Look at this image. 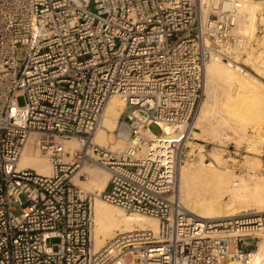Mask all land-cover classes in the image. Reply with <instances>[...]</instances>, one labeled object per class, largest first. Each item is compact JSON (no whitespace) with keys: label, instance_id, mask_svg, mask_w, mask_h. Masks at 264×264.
Returning a JSON list of instances; mask_svg holds the SVG:
<instances>
[{"label":"built area","instance_id":"obj_1","mask_svg":"<svg viewBox=\"0 0 264 264\" xmlns=\"http://www.w3.org/2000/svg\"><path fill=\"white\" fill-rule=\"evenodd\" d=\"M247 2L0 0V264H264V215L249 234H196L177 181L182 165L210 158L194 126L207 63L264 79V5L250 14ZM113 96L124 102L119 151L93 142ZM29 140L50 174L18 165ZM91 166L108 173L99 193L74 181ZM96 196L156 218L157 231L95 249Z\"/></svg>","mask_w":264,"mask_h":264},{"label":"bare ground","instance_id":"obj_2","mask_svg":"<svg viewBox=\"0 0 264 264\" xmlns=\"http://www.w3.org/2000/svg\"><path fill=\"white\" fill-rule=\"evenodd\" d=\"M245 8L253 14L261 11L263 5L259 7L254 0H248ZM251 33H254V26L251 27ZM256 70L264 76V69ZM204 89L206 97L200 104L194 126L201 128L205 122L212 120L210 130L213 134L221 136L219 131L228 128L234 134L232 138L238 137L240 142L246 139L247 129L252 128L264 143V83L257 76L244 72L238 65L215 59L205 66ZM218 89L220 96L215 93ZM123 107L124 102L118 96L108 100L101 125L93 137L95 144L114 151L121 150L123 141L114 137L113 132L118 129L117 118ZM125 129L120 127L119 131L124 132ZM238 131L242 137L237 134ZM195 135L199 137L198 132ZM76 146L77 141L74 139L65 144L69 150ZM220 151H212L215 163L200 160L195 165L187 163L179 168L177 180L180 199L187 213L194 218L196 234L204 230L217 232L221 227L249 234L258 225V216L264 215V178L249 181L224 169L225 160ZM244 159L243 162L251 169L262 168L260 158L256 155L248 154ZM18 165L34 168L41 174L51 173L49 160L35 154L31 140L26 144ZM83 169L88 176L86 179H78L76 174L75 183L84 190L99 193L106 186L107 171L88 167ZM248 209L252 210L249 212ZM144 228L156 232L157 219L144 214L125 213L118 206L96 196L93 232L95 249L104 246L116 234ZM261 232L258 234L262 237L257 249L259 253L264 252V233Z\"/></svg>","mask_w":264,"mask_h":264},{"label":"rangeland","instance_id":"obj_3","mask_svg":"<svg viewBox=\"0 0 264 264\" xmlns=\"http://www.w3.org/2000/svg\"><path fill=\"white\" fill-rule=\"evenodd\" d=\"M262 1L263 0H254V2H256L259 7L264 5V3ZM250 73L257 76L264 83V79L260 78L257 74L252 73V72H250ZM215 93L219 96L221 95V92L219 91V89L216 90ZM205 97H206V95H205V89H204L203 99ZM17 103H18V105H23L25 103L24 97L23 96L17 97ZM212 122H213L212 120H210V122L209 121L205 122V124H207L208 127L207 126L205 127V124L203 125L204 127L201 126V128H198L195 126L198 129V131H197L199 134L198 138L200 140H202L207 145L206 149H208L209 156H210L209 160H207V161L202 160V161L204 163L205 162L206 163H208V162L215 163V161L213 159L212 151H213V149H221V151H220L221 157L223 160H225V164H224L225 168L224 169H228L229 172L232 171L234 174H236L242 178H246L249 181H252V180L257 179V178L263 179L264 178V143L261 141V136H259V134H257L255 131H253L252 128H248L246 131V135H245L247 140L245 138H243L241 141L242 143H241L239 141L238 137H235L237 139L232 138L234 136V134L228 128H224L221 131H219V133H221V136L213 134L210 130V126H211ZM150 129L154 134H158L160 132L159 128L155 125H151ZM254 133H255V135H254ZM237 134L242 137L241 132L238 131ZM257 153H260V154H257ZM35 154L38 157L47 158L46 156L40 154L37 151H35ZM248 154L251 156L256 155L258 158H260L259 163L261 164L260 166H262L261 169H258V168L251 169L249 167V165L246 164L245 161L243 162V160H245L244 156L248 155ZM199 161H197V162H199ZM197 162L191 163L190 165H195ZM83 168H81L79 170V173L86 171ZM88 168H96V169H101V170L103 169L99 166H91ZM86 176H88V174ZM80 179H83V178H80ZM251 210L252 209H248L249 212ZM122 211H124L125 213H129V214L134 213V212H129V211H125V210H122ZM93 239H94V234H93ZM255 240H258V242L260 244L262 237L261 236L260 237L255 236ZM56 241H57L56 239H52L51 243L54 244Z\"/></svg>","mask_w":264,"mask_h":264}]
</instances>
